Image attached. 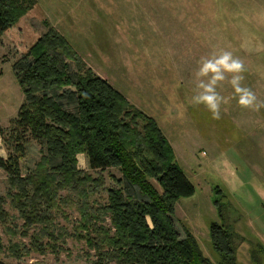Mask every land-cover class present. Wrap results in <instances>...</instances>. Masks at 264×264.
<instances>
[{"label":"rangeland","instance_id":"obj_1","mask_svg":"<svg viewBox=\"0 0 264 264\" xmlns=\"http://www.w3.org/2000/svg\"><path fill=\"white\" fill-rule=\"evenodd\" d=\"M37 1L48 16L46 21L88 67L155 119L170 141L178 163L196 187L194 196L182 198L176 205L174 220L180 235L185 238L189 230L204 254L217 260L211 225L223 223L246 241L238 249L239 262L255 264L251 254L256 250L264 264V107L257 111L238 105L230 83L232 73H225L226 79L217 86L227 101L221 106V119H212L205 106L191 103L198 91L200 64L223 51L243 61L242 86L264 102V0ZM46 21L41 23L42 35ZM4 44L0 45V126L10 128L25 102L13 71L24 55L13 43ZM0 157L7 158L1 137ZM41 158V146L30 142L22 164L24 175ZM78 159L83 172L105 181L106 186L94 197L106 202L105 190L117 187L122 174L117 169L91 170L86 153ZM10 191L17 189L0 169V197L21 230L13 237L5 229L8 226H2V244L10 249L23 243L22 248L32 249L31 238L38 231L29 230L25 238L27 230L11 205ZM218 200L222 217L216 207ZM70 219L76 222L78 214L70 212ZM59 222L72 232L71 222ZM91 254L85 243L70 237L59 255L32 253L17 260L9 252H1L0 259L5 264H94Z\"/></svg>","mask_w":264,"mask_h":264},{"label":"trees","instance_id":"obj_2","mask_svg":"<svg viewBox=\"0 0 264 264\" xmlns=\"http://www.w3.org/2000/svg\"><path fill=\"white\" fill-rule=\"evenodd\" d=\"M37 4L0 0V45ZM44 26L46 33L13 65L25 102L10 128L0 126L7 151L0 169L17 189L8 194L11 205L24 221L25 238L29 230L38 232L31 238L32 249L22 248L23 243L6 249L0 234V253L17 260L32 253L59 255L71 237L86 244L94 264H240L238 249L246 241L223 223L211 225L217 262L204 254L189 230L185 238L180 235L176 205L194 196L196 187L170 141L155 119L94 73L54 26L47 21ZM32 141L41 146L42 158L24 175L22 164ZM82 153L91 170L117 169L123 176L117 187L105 190L106 202L94 197L105 181L79 168ZM6 204L0 197V230L8 226V235L15 237L20 225L12 222L16 218ZM216 207L221 214L219 200ZM70 212L78 214L74 223ZM60 219L71 222L72 232ZM251 256L255 264L263 263L256 250ZM0 264L5 263L0 259Z\"/></svg>","mask_w":264,"mask_h":264},{"label":"clouds","instance_id":"obj_3","mask_svg":"<svg viewBox=\"0 0 264 264\" xmlns=\"http://www.w3.org/2000/svg\"><path fill=\"white\" fill-rule=\"evenodd\" d=\"M244 63L233 56L229 51H223L219 55H213L202 61L196 73L199 83L198 91L191 97L194 105H203L212 115V119H221V106L227 101L217 91L219 82L226 79L225 73H232L231 85L238 97L237 103L242 108L259 110L264 107V102H258L256 95L248 87H244L241 81L244 79Z\"/></svg>","mask_w":264,"mask_h":264},{"label":"crops","instance_id":"obj_4","mask_svg":"<svg viewBox=\"0 0 264 264\" xmlns=\"http://www.w3.org/2000/svg\"><path fill=\"white\" fill-rule=\"evenodd\" d=\"M37 5L23 19H21V21L16 26L4 34L2 38V44L11 42L17 47V50L21 54L26 55L29 50L40 40L43 33V27L41 23L49 19L48 16ZM229 196L231 195L229 194ZM214 261L217 262L218 259Z\"/></svg>","mask_w":264,"mask_h":264}]
</instances>
